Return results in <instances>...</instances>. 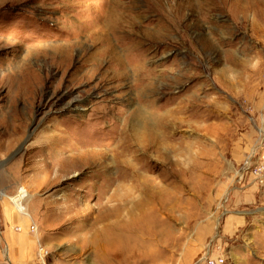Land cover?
Here are the masks:
<instances>
[{
	"label": "rangeland",
	"instance_id": "rangeland-1",
	"mask_svg": "<svg viewBox=\"0 0 264 264\" xmlns=\"http://www.w3.org/2000/svg\"><path fill=\"white\" fill-rule=\"evenodd\" d=\"M2 202L38 264H175L208 214L264 264V0H0Z\"/></svg>",
	"mask_w": 264,
	"mask_h": 264
},
{
	"label": "crops",
	"instance_id": "crops-1",
	"mask_svg": "<svg viewBox=\"0 0 264 264\" xmlns=\"http://www.w3.org/2000/svg\"><path fill=\"white\" fill-rule=\"evenodd\" d=\"M2 196L10 201L7 195ZM241 198L242 200L240 201H250L252 196L246 194ZM10 211L9 204L2 202L0 205V226L2 231L0 238V258L3 243V248L6 249L10 264H38L37 260L33 257L32 237L28 234H18L13 231V227L16 224H26L27 219L23 216L17 219L11 215ZM19 213L26 214V208L24 213ZM218 218L208 214L202 222H199L193 227L190 236H188L180 248L175 264H200L198 260L204 256L211 240H213L215 246H220V250H210L209 258L223 257L225 264H252L242 253L236 239V232L242 225V217H226L219 227L217 226ZM54 264L72 263L55 262Z\"/></svg>",
	"mask_w": 264,
	"mask_h": 264
},
{
	"label": "bare ground",
	"instance_id": "bare-ground-1",
	"mask_svg": "<svg viewBox=\"0 0 264 264\" xmlns=\"http://www.w3.org/2000/svg\"><path fill=\"white\" fill-rule=\"evenodd\" d=\"M118 49V48H117ZM139 87V86H138ZM143 87H145L143 85ZM147 87V85H146ZM145 89V88H144ZM146 117H144L145 120ZM143 120V121H144ZM151 121V129L149 128H144L141 130V132L138 134L137 138L135 139L136 141V145L139 149H146L149 147H152L153 149H158L159 143H158V139L156 137V131L159 130L160 128L163 127V129L166 127V123L161 125V123H163L162 117L155 115L152 118L149 117V119L146 118L145 122H147L146 124H149V122L147 121ZM126 123V122H125ZM123 125V124H122ZM142 125V124H141ZM140 126V125H139ZM141 127V126H140ZM143 127V126H142ZM170 128V127H169ZM139 130V129H138ZM118 131V130H117ZM140 131V130H139ZM120 132V131H119ZM123 132V131H122ZM121 132V133H122ZM166 132V130H165ZM166 134V133H165ZM169 134V133H168ZM167 134V135H168ZM164 135V134H163ZM119 137V136H118ZM169 137V136H168ZM126 139V137H124ZM130 138V137H128ZM127 138V139H128ZM120 139V138H119ZM125 141V140H122ZM128 141V140H127ZM119 142V141H118ZM126 142V141H125ZM170 142V141H169ZM127 143V142H126ZM162 143V142H161ZM122 145V143L120 144ZM124 145V144H123ZM126 145V144H125ZM124 145V146H125ZM168 145V144H167ZM164 146V145H163ZM169 146V145H168ZM166 147V146H165ZM170 148V147H169ZM118 150V149H117ZM125 152V151H124ZM156 154V153H155ZM29 193L23 189L19 190V192L14 195L10 201H12V203L15 205L17 211L24 213L25 210L21 207V201L25 198L28 197ZM10 199V198H9Z\"/></svg>",
	"mask_w": 264,
	"mask_h": 264
},
{
	"label": "built area",
	"instance_id": "built-area-1",
	"mask_svg": "<svg viewBox=\"0 0 264 264\" xmlns=\"http://www.w3.org/2000/svg\"><path fill=\"white\" fill-rule=\"evenodd\" d=\"M213 243H214L213 240H211V242L209 243V245L206 249L204 256L200 260H198V263H200V264H225V259L223 257L219 256V257H216L213 259L208 257L210 250H212V249H214L216 251L220 250V246H215ZM38 253L42 258H44L47 255V252L42 247H39Z\"/></svg>",
	"mask_w": 264,
	"mask_h": 264
}]
</instances>
